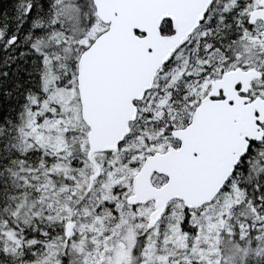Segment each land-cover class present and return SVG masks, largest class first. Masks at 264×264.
I'll return each instance as SVG.
<instances>
[{"label": "snow or ice", "instance_id": "1", "mask_svg": "<svg viewBox=\"0 0 264 264\" xmlns=\"http://www.w3.org/2000/svg\"><path fill=\"white\" fill-rule=\"evenodd\" d=\"M0 264H264V0H0Z\"/></svg>", "mask_w": 264, "mask_h": 264}]
</instances>
